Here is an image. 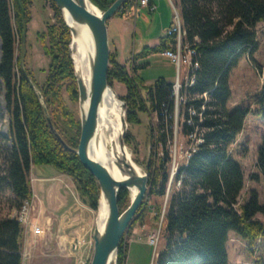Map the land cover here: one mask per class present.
Wrapping results in <instances>:
<instances>
[{
  "label": "trees",
  "instance_id": "trees-1",
  "mask_svg": "<svg viewBox=\"0 0 264 264\" xmlns=\"http://www.w3.org/2000/svg\"><path fill=\"white\" fill-rule=\"evenodd\" d=\"M53 11V22L37 34L45 55L49 58L45 83L39 85L30 71L28 76L41 90L52 122L71 147L76 149L81 135L77 114L66 104L64 90L72 104L78 103L79 93L70 55V29L54 0H46ZM100 10H107L115 0H90ZM179 8L183 44L195 51L198 68L191 86H183L179 105L173 84L163 78L149 86H141L138 70L148 64H137L151 54L175 51L176 35L167 33L158 45L145 46L132 57V73L119 62L116 49L110 51L108 83L125 87L120 96L127 104L128 125L141 124V114H155L158 118L157 144L163 148L161 158L151 160L146 171L151 195L168 197L164 212L165 245L157 253L153 264H228L227 242L230 231L249 242L252 249L260 245L264 250V204L252 191L248 201L240 203L244 189V172L229 152V147L244 130L250 108L227 110L232 97L229 85L231 71L244 57L258 49L256 26L264 24V0H174ZM33 0H0V86L5 90V108L10 117L8 166L0 176V187H9L17 208L32 202L33 191L29 174L35 167L50 165L58 172L73 178L80 199L93 210L98 209L100 186L96 178L83 166L77 154L65 149L51 132L40 101L21 68L19 44L26 39L31 21ZM117 15L129 18L125 8ZM256 113L264 119V92ZM181 117L182 134L191 149L185 162L178 165L170 181L172 161L169 143L173 137L176 110ZM2 113L0 111V120ZM154 127L150 128L151 136ZM134 137L127 130L125 142L132 147ZM257 167L264 176V134L258 151ZM171 183V184H170ZM169 185V187H168ZM118 205L123 212L130 205V192L118 191ZM147 203L142 202L129 231L137 223L144 224ZM155 219L162 207L156 205ZM22 225L15 219L0 220V264H23ZM127 233V234H128ZM258 244V245H257ZM128 250L125 236L118 246L117 264H125ZM254 264H264V256Z\"/></svg>",
  "mask_w": 264,
  "mask_h": 264
},
{
  "label": "rangeland",
  "instance_id": "rangeland-1",
  "mask_svg": "<svg viewBox=\"0 0 264 264\" xmlns=\"http://www.w3.org/2000/svg\"><path fill=\"white\" fill-rule=\"evenodd\" d=\"M154 2L156 9L153 12L149 11L148 8L137 6L136 9H133L131 18H122L116 14L107 23L110 51L114 49V36L117 31L123 46L119 60L126 63L127 70L130 73H132L133 65L132 56L139 54L145 46L154 47L157 45L160 38L165 36L169 29L175 26L176 21L178 24L176 17L178 18V15L180 17V13L174 0H154ZM30 10L31 21L28 24L24 43L19 44L18 54L24 68L30 71L39 85H43L47 76L49 58L45 55L37 34L45 31L46 23L53 22V11L50 3L46 0H33ZM256 31L259 44L257 51L252 55V59L248 55L244 56L231 71L229 85L232 97L227 104V110L231 112L240 107H247L252 110L246 118L244 130L229 147V152L233 159L241 165L244 172V191L240 197V203L248 201L251 192L256 191L259 203L264 204V176L257 167L258 151L262 145V136L264 134V119L256 113V110L261 108L259 101L264 92V24L259 23L256 26ZM136 62L137 64H148L137 72L143 82L141 90H143V86H149L160 78L166 80L163 75H166L171 70L173 78L169 82L174 83L176 81V65L170 61V57L168 59L162 53L151 54L147 58L138 59ZM112 88L116 90L119 97L125 94V87L122 84L115 83ZM62 93L66 104L80 118L79 104H72L68 99L67 93L64 90ZM4 97V87L0 86V111L2 113V119L0 120V176H3L7 169L9 147L11 146V143L4 138L8 136L10 123ZM180 120L181 117L177 108L173 125V137L169 143V152L172 159L169 164L170 181L173 169L185 162L186 155L191 149L189 140L182 134ZM158 123V118L155 114H150L149 116L141 114V124L128 125V130L132 133L134 141L132 147H127L130 150L132 160L141 168L143 173H147V165L150 164L152 159L156 161L164 156L162 146L157 144L158 131L156 127ZM151 125L155 129L153 137L150 131ZM55 174H57V170L54 167L42 165L31 170L29 179L30 177L32 179L33 176H53ZM65 178H68L69 183L67 184V181L63 179L65 182L62 183V192L70 193L71 200L69 204H83L84 202L79 198L73 178L68 175ZM32 187L39 196L47 195L41 192L38 181L32 179ZM53 196L55 200H58L54 203V208H56L57 205H61L62 201L56 194ZM63 196L65 195L63 194ZM43 200L46 203L48 201L46 197H43ZM144 200L148 206L144 224L137 223L130 233H128V229V234L124 235L128 245L125 264H153L157 253L164 247L166 242L164 212L168 197L151 195L149 197L146 196ZM156 205L162 207L159 220L155 219L156 209L154 207ZM36 207L31 212V219L35 224L43 226L41 216L46 217V212H40V207ZM16 209V201L11 189L7 186L0 187V220L10 218ZM64 210L60 209L54 211V213L47 214L51 216L53 223L50 233L44 227H41V231L37 233H23V264H81V262L90 264L93 247L91 250L90 246L86 244L83 248L84 250L78 253L71 249L66 237L72 239L76 235L90 231L91 223L89 220L94 223L95 217L87 216L86 214L85 216H69L68 218L61 216ZM83 210L86 211L84 208ZM257 219L264 222L262 215H257ZM60 221H62L61 231H58ZM152 235L158 239L156 245H152L149 242V238ZM228 237V264H254L255 260L259 259L258 257L264 256V250L261 245L256 249H252L249 242L234 231H230ZM87 239L89 238L87 237Z\"/></svg>",
  "mask_w": 264,
  "mask_h": 264
},
{
  "label": "water",
  "instance_id": "water-1",
  "mask_svg": "<svg viewBox=\"0 0 264 264\" xmlns=\"http://www.w3.org/2000/svg\"><path fill=\"white\" fill-rule=\"evenodd\" d=\"M128 1L115 0L107 10L102 11L90 0H54L71 33L69 51L74 64L78 86L81 123V135L76 149L71 148L55 128L41 90L28 76L21 61L23 75L34 89L40 101L51 132L65 149L79 156L83 166L96 178L100 186L96 226L92 235L94 240L93 255L90 264L117 263L119 243L127 233L139 207L149 192V175L148 173H143L141 168L132 160L130 150L125 142L128 130L126 119L127 104L108 83L110 44L107 23ZM83 29L88 30L93 43V54L89 63L90 79L88 89L77 73L73 57L74 40L78 38ZM108 90L113 91L123 111L121 117L123 132L119 143L122 149L128 151L129 157L128 159L127 156L119 158L117 166L124 174V180H116L104 164L94 160L90 155L91 144L97 139L100 109ZM85 105H87L86 109ZM133 163L139 167L141 173L137 172ZM121 188L129 190L130 198L131 189L136 190L134 197L131 198L130 205L123 212H120L117 198L118 191ZM102 202L106 206V218L100 228L98 226V217L101 214ZM71 249L73 251L77 249L75 243H72Z\"/></svg>",
  "mask_w": 264,
  "mask_h": 264
},
{
  "label": "bare ground",
  "instance_id": "bare-ground-1",
  "mask_svg": "<svg viewBox=\"0 0 264 264\" xmlns=\"http://www.w3.org/2000/svg\"><path fill=\"white\" fill-rule=\"evenodd\" d=\"M93 54V43L87 29H83L78 38L74 40L73 57L78 75L84 81L87 89L90 79V58ZM85 109L87 105L84 106ZM123 111L120 102L115 98L113 91L106 92L103 105L100 109L97 139L93 141L90 155L94 160L104 164L116 180H124V174L117 166V161L122 156L129 157L128 151L120 146L123 127L121 117ZM137 172L141 173L139 167L133 163ZM171 179H173L171 174ZM136 193L131 189V198ZM106 218V206L101 203V214L98 217V226L101 228Z\"/></svg>",
  "mask_w": 264,
  "mask_h": 264
},
{
  "label": "built area",
  "instance_id": "built-area-1",
  "mask_svg": "<svg viewBox=\"0 0 264 264\" xmlns=\"http://www.w3.org/2000/svg\"><path fill=\"white\" fill-rule=\"evenodd\" d=\"M134 4L136 7L137 6L148 7L149 10L151 11L155 10V7L153 5H150L149 0H134ZM177 19H178V24L176 21L175 26L170 28L168 31L169 34L176 35V49L175 51L165 52V54L168 55L177 66V77H176V81L173 84V89H174L175 96H176V103H178L179 93L182 87L193 85L194 80H195L194 71L198 68V63L195 62L194 60L195 51L191 49L189 45L183 44L184 31L181 26V18L179 17V15H178V18L176 17V20ZM177 168L178 166H176L173 169L172 177H174L177 171ZM32 210H33L32 203L25 201L21 205V207L17 208L13 212V214L10 216L11 219L17 220L22 225L25 234H28L29 232L37 233L38 231H41L42 229L39 225L35 224L32 221L31 219ZM72 213H73V209L71 208L69 212L67 213V216L68 215L70 216ZM92 235H93V231L92 229H90V231H87L86 233H83L81 235H76L74 238L70 239L67 243H69V245H72V243H75L77 246V249L75 251H77L78 253H81L84 250L83 248L86 244H88L92 250V247L94 245V240H93ZM87 237L89 239H87ZM157 240L158 239L154 235H152L149 238V242L152 245H156ZM81 264H85V263L81 262Z\"/></svg>",
  "mask_w": 264,
  "mask_h": 264
},
{
  "label": "crops",
  "instance_id": "crops-1",
  "mask_svg": "<svg viewBox=\"0 0 264 264\" xmlns=\"http://www.w3.org/2000/svg\"><path fill=\"white\" fill-rule=\"evenodd\" d=\"M150 2V5H153L156 9V5H155V2L154 0H149ZM134 4V3H132ZM128 5V7H126V13L128 14H131L133 9L136 7L135 5ZM137 8V7H136ZM144 8H148V7H144ZM149 9V8H148ZM151 11V10H149ZM155 11V10H154ZM153 12V11H151ZM122 18H126V17H122ZM129 18H131V15L129 16ZM129 18H126V19H129ZM114 25V24H113ZM116 31V30H115ZM109 33V31H108ZM168 33V32H167ZM166 33V34H167ZM160 42V41H159ZM159 44V43H158ZM157 44V45H158ZM156 46V45H155ZM122 43H121V38L120 36L117 34V31L115 32V36H114V49H116L119 53V57H118V60L120 58V55H121V51H122ZM163 55H165L166 57H168L169 59V56L165 54V52L162 53ZM133 57V56H132ZM170 61L176 65L170 58ZM119 62L123 65H125L126 63L124 62H121L119 60ZM137 63V62H136ZM172 71V70H171ZM170 72H168L166 75H163L165 78H166V81H170L171 78H173V74ZM139 76V75H138ZM140 77V76H139ZM176 77H177V66H176ZM35 168H33L34 170ZM66 175L63 174V173H60L57 171V174L53 175V176H44V175H41L40 177H35L33 176V180L35 181H38L39 183V187H40V190L41 192L43 193H46L47 195L46 196H43V197H46L48 199L47 203L43 200V197L39 196L38 193H36L33 189V199H32V206L34 209H36L37 207L36 206H39L40 207V212H43L45 213L46 212V217L44 216H41L42 218V221H43V226L39 225L40 227H44L46 229V231L48 233L51 232L52 230V221L50 218L51 216L47 215V214H51V213H54V211L56 210H60V209H65L63 211V214L61 216H66L69 218V215L67 216V213L69 212V210L72 208L73 209V213L70 215V216H85L87 214V216H94L95 217V222L93 223L92 220H89V222L91 223L90 226H91V229L92 231L94 230L95 226H96V216H97V211H96V214H95V210H93L91 207H89L87 204L83 203L81 204L82 207H80L81 205H77L76 203H73L72 205L69 204L70 202V193H66L65 191L62 192V183L65 182L63 179H65L67 182V184L69 183V180H67L66 178ZM32 179L30 177V180H31V185H32ZM68 187V186H67ZM69 188V187H68ZM70 189V188H69ZM71 191V189H70ZM244 189L242 190L241 192V195L243 193ZM73 194V192H71ZM57 195L58 198L61 199V205H57L56 208H54V203L55 201H58V200H55V197L53 195ZM63 194L65 196H63ZM74 195V194H73ZM74 205H76L77 207H74ZM77 208V209H76ZM86 209V211L83 210ZM79 211L78 213H75ZM94 220V219H93ZM61 223L62 221L59 222V226H58V231H61ZM38 225V224H37ZM67 238V242L70 240L68 239L69 237H66Z\"/></svg>",
  "mask_w": 264,
  "mask_h": 264
}]
</instances>
